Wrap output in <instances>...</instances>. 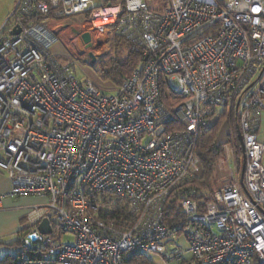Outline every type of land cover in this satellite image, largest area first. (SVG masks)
Masks as SVG:
<instances>
[{
  "label": "built area",
  "instance_id": "1",
  "mask_svg": "<svg viewBox=\"0 0 264 264\" xmlns=\"http://www.w3.org/2000/svg\"><path fill=\"white\" fill-rule=\"evenodd\" d=\"M108 1L16 0L0 31V169L12 184L0 209L6 198L48 200L21 238L22 251L46 257L27 263L183 261L184 238L196 264H264V0ZM74 24L115 30L140 56L113 94L52 52L57 29ZM224 114L243 139L244 175L200 199L197 144ZM106 196L126 203L121 220ZM169 202L183 219L167 222ZM65 233L74 243L57 246Z\"/></svg>",
  "mask_w": 264,
  "mask_h": 264
},
{
  "label": "rangeland",
  "instance_id": "2",
  "mask_svg": "<svg viewBox=\"0 0 264 264\" xmlns=\"http://www.w3.org/2000/svg\"><path fill=\"white\" fill-rule=\"evenodd\" d=\"M101 6L98 2L96 7ZM16 8V0H0V31L4 28L8 18ZM86 20V15L79 14L71 17V21L83 22ZM44 23H47L45 21ZM68 24L67 22L65 25ZM60 25V24H58ZM58 28L59 42L52 47V52L56 53L63 60H73L77 63L76 77L79 82L84 83L87 80L93 82L96 86L104 89L109 94H113L114 90L119 85L113 84L111 81H105L101 78V64L108 61L113 53L114 37L117 35L115 30H107L103 33L97 32L93 26H88L82 29L81 24H74L73 27L66 26ZM84 34L91 35L90 48H87L83 40ZM131 51L132 47H131ZM94 54L96 61H93L90 54ZM219 115H222V110H218ZM219 121V120H218ZM218 123V122H217ZM216 123V124H217ZM216 141L222 143V155L217 161L215 171L213 173V188L203 190V193L210 192L222 188L226 184L232 183L235 174H239L242 169L241 159L243 152L236 138L237 125L234 117L226 115L225 119L220 121ZM231 169H234L233 171ZM182 247L185 252L187 244L182 238ZM74 243V237L65 233L57 239L56 245H70ZM21 249V248H20ZM20 252V250L18 251ZM143 264H174L167 263L164 258L158 254H147L142 256ZM186 257H190L189 255ZM146 262V263H145ZM194 263V262H193ZM196 264V263H194Z\"/></svg>",
  "mask_w": 264,
  "mask_h": 264
},
{
  "label": "trees",
  "instance_id": "3",
  "mask_svg": "<svg viewBox=\"0 0 264 264\" xmlns=\"http://www.w3.org/2000/svg\"><path fill=\"white\" fill-rule=\"evenodd\" d=\"M115 4L116 0H110L107 2ZM113 53L108 61L101 64V78L105 81H111L115 85H120L124 80H126L135 67L140 63V56L131 51L130 43L125 40L120 35L114 37ZM162 98L164 101L168 99V90L165 86L164 81L162 82ZM226 114L221 116L218 123H214L209 129L202 132L201 137L197 144V154L201 162V173L197 176L194 181V187L199 191L200 199H206L203 195V190H210L213 188V173L216 168L217 161L222 155V144L217 143L216 137L219 127L221 128L220 121L225 119ZM180 125H175L170 128V130L180 129ZM218 190V189H217ZM215 191V190H213ZM110 199L105 201L107 208L114 211V217L116 221L121 220L126 214V203L121 199L104 197V199ZM167 222H176L183 219V215L180 212V208L176 202H169L165 209ZM23 237V236H22ZM21 237V238H22ZM12 246L19 248L20 252L16 256H6L0 259V264H28L27 261L35 262L37 260L45 259V255H36L34 249L29 251H22L21 239L12 244ZM144 258L142 256L134 257L125 264H143ZM146 263V262H145Z\"/></svg>",
  "mask_w": 264,
  "mask_h": 264
},
{
  "label": "crops",
  "instance_id": "4",
  "mask_svg": "<svg viewBox=\"0 0 264 264\" xmlns=\"http://www.w3.org/2000/svg\"><path fill=\"white\" fill-rule=\"evenodd\" d=\"M259 139L264 144V114L261 120ZM262 164L264 166V155ZM239 174L242 177V169ZM11 188L12 184L8 174L0 169V195L8 193ZM47 204L48 200L40 196H24L6 198L4 200L2 208L0 209V259L9 255L16 256L19 253V248L12 246V244L20 240L25 233L36 228L29 220L30 211L34 207H43ZM178 244L181 245L183 261L172 258L167 263L194 264L191 255L187 253V249L184 252L182 243L178 241ZM169 247L171 254L174 255L173 245ZM186 255L190 257L188 258Z\"/></svg>",
  "mask_w": 264,
  "mask_h": 264
},
{
  "label": "water",
  "instance_id": "5",
  "mask_svg": "<svg viewBox=\"0 0 264 264\" xmlns=\"http://www.w3.org/2000/svg\"><path fill=\"white\" fill-rule=\"evenodd\" d=\"M19 33H20V29L17 28L12 32V35H17ZM83 40H84L85 44L87 45V48H90L92 46L90 34H84ZM90 56L93 59V61H96V57L94 54L91 53ZM238 138H239V143H240L242 152L244 154V152H245L244 151V143H243V139H242V136H241V133L239 130H238ZM244 170H245V155H244V160H243V165H242V176L244 175ZM38 230L43 235L51 234L53 231L52 226H51V220L49 218L43 219L38 226Z\"/></svg>",
  "mask_w": 264,
  "mask_h": 264
},
{
  "label": "bare ground",
  "instance_id": "6",
  "mask_svg": "<svg viewBox=\"0 0 264 264\" xmlns=\"http://www.w3.org/2000/svg\"><path fill=\"white\" fill-rule=\"evenodd\" d=\"M82 26V29H84L85 27H87V25H81Z\"/></svg>",
  "mask_w": 264,
  "mask_h": 264
}]
</instances>
